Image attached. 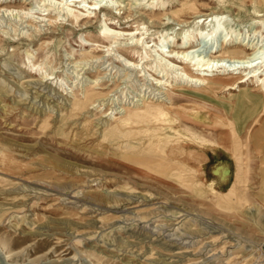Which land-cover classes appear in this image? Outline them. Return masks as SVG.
Here are the masks:
<instances>
[{
  "label": "rangeland",
  "instance_id": "1",
  "mask_svg": "<svg viewBox=\"0 0 264 264\" xmlns=\"http://www.w3.org/2000/svg\"><path fill=\"white\" fill-rule=\"evenodd\" d=\"M118 1L119 10L81 26L48 1L0 0V264H264L262 156L244 128L262 92L241 84L177 94L158 84L166 78L152 58L119 49L135 45L144 27L152 44L162 35L182 43L200 17L224 14L232 31L202 36L199 54L209 59L225 39L262 53L264 27L253 22L264 20V6L258 17L252 0H192L179 25L149 9L153 0ZM47 14L60 17L50 23ZM152 14L163 22L153 24ZM106 22L119 32L115 44L100 40ZM91 87L90 100L73 107ZM248 93L258 98L240 104ZM166 97L169 122L113 126L125 109ZM195 110L210 120H194ZM206 151L217 154L215 165H231L228 187L204 178ZM5 157L17 167H4Z\"/></svg>",
  "mask_w": 264,
  "mask_h": 264
},
{
  "label": "bare ground",
  "instance_id": "2",
  "mask_svg": "<svg viewBox=\"0 0 264 264\" xmlns=\"http://www.w3.org/2000/svg\"><path fill=\"white\" fill-rule=\"evenodd\" d=\"M43 1H48L50 3L49 5L50 7H53V8L57 7L56 10H58L60 13H63V15L61 16L67 17L68 21H71V23H77L78 25H81V26H87L88 24H90L91 19L97 15L98 11L100 12L103 9L108 10V8L110 7L114 8L116 4H117V7L114 9L119 10V7H120L119 4H121L120 1L118 0H108L107 2H105V0H43ZM252 4H254L255 14H257L258 17H262L263 15L260 14L259 7L264 6V0H252ZM193 6H194V2L192 0H153L151 3L147 4V7H149V9L154 10V8H157L161 10L160 12H162L161 14L162 17L166 16V13L169 12L170 15L173 17V19H175L179 25L187 24V20H185L184 17L187 11H189ZM174 9H177V11L173 12ZM49 14H47V16H49ZM131 16L132 14H129L127 15L126 18L131 17ZM161 16H156L152 14L149 17V20H151L153 24H157V22L163 20ZM59 17L60 16H57V17L49 16L47 21L50 23H54V20L55 21L58 20ZM167 19H170V18H167ZM224 20H225L224 14L223 15H219V14L210 15V16H207L206 18L202 16L197 20V22L195 21L196 29L193 30L192 32L188 30L185 31L184 36L182 38V43H176L174 41L172 43V46H170L169 44H166V43H170L172 40L169 37V35L167 36L162 35V37H159V41L155 42L154 44H152V42L146 41L144 35L147 34L149 29L143 26L144 27L142 29L143 33L134 35L132 38L135 40V45L128 47V48L119 47V49L125 52L136 51L138 55L139 54L143 55L144 53V55L146 54L148 58H152L153 68L156 71H158L160 74H162L163 78L164 77L166 78V81L164 82H162V80L156 79L158 84L167 86V88H170L174 93L177 91L176 92L177 94H185L186 92L183 91L184 87H195V88H199L198 90H201V91H206V90L209 91V90L216 89L218 87H222L225 89L227 88V90L228 89L232 90V89L240 88L241 84H244L245 87L252 86V88L255 90L253 92H262L260 107L259 109L255 110V112L253 110L254 108L252 107L249 108L247 112L250 113V110L252 109L253 111H252L251 116L253 115V118H252L251 123L247 124L248 126L245 124L244 128L246 129L247 141L250 142V144L254 147V149H256V151H258L262 156L263 168H262V174H261V185H262L261 193L264 194V52L260 53L259 52L260 48L258 49V46H253V45H246V44L237 45L234 43L232 44L230 43L228 45V42L225 41L226 40L225 39L224 42L221 43L220 46L217 47L215 51L210 52L209 59H205L204 56L199 54L200 49L198 48V46H200V43L198 44V42L202 36L206 34L208 36L214 35V33H216L220 28H223V27L227 31H230V32L232 31V29H229L227 28V26H225L226 22ZM140 21L141 20H139V22ZM201 23L206 24L207 30H203L201 27H199ZM253 25H259L263 28L264 20H255L253 22ZM210 30H212V32H210ZM229 34L230 33L228 32V36ZM119 36H120L119 32L110 28L106 22L104 24V28L100 35V40L103 42L107 41L110 44H115L117 43V39ZM97 42L93 41L92 42L93 44H90L88 46L96 47L94 43H97ZM97 47L99 46L97 45ZM152 48H155L154 49L155 56L149 53V50ZM258 52L259 54H261L260 56L258 55ZM146 55L144 56V59ZM83 56L85 57L90 56V53H84ZM177 62H180L182 65H178ZM92 88L93 87L87 88V89L84 88L81 92V95L84 99L83 102L79 98L80 96H76L74 98V102L72 103L73 107L81 108L85 103H87L90 100L91 95L93 94ZM257 98H258V95L248 93L246 98L241 100L240 104L246 103L247 104L246 106L252 105L251 102H254ZM162 101L164 102V104L155 105L157 107L151 106L150 103H148L146 100L144 102L142 101L141 105L136 108L125 109L124 119L121 121V123L118 121V118L113 117V119L117 121L113 126L119 127L121 125H128V124L136 125L139 123H144L149 126L153 124L154 121L156 122L159 120L169 122V120H167V116L169 114L170 107H168L167 104L170 103L171 99L166 97ZM192 117L194 120L199 121V122H207L211 118L208 112H202L201 110H195ZM152 130L158 131L159 128L155 127ZM127 131H130L131 133L134 132L133 128H129V130ZM154 135H157V134H153L152 136H150V139H152ZM238 140L239 139H237V141ZM208 142H210L211 144H215L212 141H208ZM217 144L224 145L226 147L225 145L226 140L222 139ZM136 146L138 147V145ZM131 147H135V145L133 146L131 145ZM213 148L214 147L211 146L208 149L211 150ZM132 149L134 151V148ZM157 152L158 151H156V153ZM212 154L214 156L216 155V153H212ZM147 157L149 158V155H147ZM138 158L136 157L133 158V160L136 161V164H138L137 163L138 161H144L142 157H141L142 160ZM165 161L167 162L166 159ZM15 162H16L15 160L9 157H5L2 161V165L4 167L16 168L17 166L15 165H18V164ZM167 163H170V162H167ZM178 166L182 167L181 165H178ZM225 167L227 168V166ZM167 168L169 169V167ZM192 174L194 175V173ZM237 182H241L240 178L237 179ZM244 183L246 184V181ZM221 199L224 201L225 198H221Z\"/></svg>",
  "mask_w": 264,
  "mask_h": 264
},
{
  "label": "crops",
  "instance_id": "3",
  "mask_svg": "<svg viewBox=\"0 0 264 264\" xmlns=\"http://www.w3.org/2000/svg\"><path fill=\"white\" fill-rule=\"evenodd\" d=\"M218 151V150H217ZM217 155V154H216ZM216 155L211 152H206V160L203 165V175L207 182L215 188H226L231 183V165L225 163L223 165H215L217 162ZM227 166V168L225 167Z\"/></svg>",
  "mask_w": 264,
  "mask_h": 264
}]
</instances>
